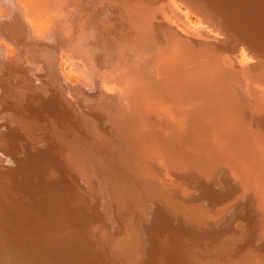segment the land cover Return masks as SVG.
I'll return each mask as SVG.
<instances>
[{
    "label": "bare ground",
    "instance_id": "1",
    "mask_svg": "<svg viewBox=\"0 0 264 264\" xmlns=\"http://www.w3.org/2000/svg\"><path fill=\"white\" fill-rule=\"evenodd\" d=\"M0 264H264V0H0Z\"/></svg>",
    "mask_w": 264,
    "mask_h": 264
}]
</instances>
